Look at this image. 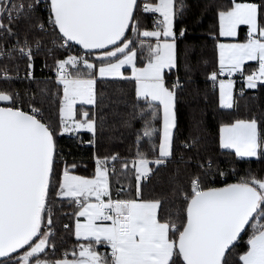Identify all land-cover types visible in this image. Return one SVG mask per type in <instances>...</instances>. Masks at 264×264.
Segmentation results:
<instances>
[{"label":"snow or ice","instance_id":"snow-or-ice-1","mask_svg":"<svg viewBox=\"0 0 264 264\" xmlns=\"http://www.w3.org/2000/svg\"><path fill=\"white\" fill-rule=\"evenodd\" d=\"M186 8L0 0V264H264V171L219 162H264V107L241 114L239 103L247 90L264 94V0H209L212 56L196 61L179 49ZM37 60L52 77L37 78ZM201 74L216 133L197 123L184 137L179 106ZM22 79L35 90L18 89ZM110 80L131 85L120 101L130 111L98 89ZM133 120L128 152L100 150L113 122ZM64 137L93 147L91 174L78 173Z\"/></svg>","mask_w":264,"mask_h":264},{"label":"trees","instance_id":"trees-1","mask_svg":"<svg viewBox=\"0 0 264 264\" xmlns=\"http://www.w3.org/2000/svg\"><path fill=\"white\" fill-rule=\"evenodd\" d=\"M187 8L183 17L184 23L179 25L180 27L187 28L186 39L179 43V49L183 53L186 47L192 49L189 58L192 61L199 60L201 57L210 58L212 56L213 41L209 38L208 33L213 24V13L206 9V5L209 0H185ZM149 18L148 23H150ZM243 31L241 35H243ZM51 63V61H49ZM41 60H37V70L35 75L38 79L43 80L44 78H50L51 70L44 69L40 71ZM23 72V71H22ZM180 75L183 76V69H181ZM195 85H189L188 89L183 93L182 103L179 106L178 112V123L180 130L184 137H187L190 133L196 134L200 131L195 125L199 123L202 126L207 127V132L210 135L216 133V98L215 96H209L207 99L203 96V90L208 88L205 84L203 75H197L195 77ZM54 87V85H49ZM16 87L22 92L27 88L31 87L35 90V84H29L23 79L18 81ZM40 87H45L43 83ZM201 90L197 93L196 88ZM238 87V86H237ZM98 89L110 98L113 104L119 107L121 112L126 113L130 111L125 109L123 104L120 103L122 94L121 90L128 92L131 90V85L121 81H108L104 84L98 82ZM238 93V92H237ZM245 99H240V112L244 114L246 112V106L252 108L264 107V94L258 93L256 90H247L245 93ZM140 121L133 120L132 128L123 127L119 122H113L106 130V138L101 146L103 152H121L125 153L131 149L132 141L134 139L132 135L133 129L140 128ZM83 139L87 141L89 134L82 133ZM61 145L67 148H71L75 162L80 165L78 169L79 174L89 175L93 171V154L94 149L92 146L79 144L77 141H73L68 137H64L60 141ZM68 162H72V157H67ZM219 162L221 168L225 170L235 169L236 174L244 175L249 169L255 171H264V162L258 160H236L231 156L220 155ZM86 166V167H85ZM167 174L161 173L160 176L156 177L153 181V185L158 192L164 191L166 188ZM230 182L235 180V175L229 177ZM64 243L67 246H71L75 243V238L70 234H64ZM246 239V238H245ZM59 244L60 241L58 240ZM104 248H101L103 252Z\"/></svg>","mask_w":264,"mask_h":264},{"label":"built area","instance_id":"built-area-1","mask_svg":"<svg viewBox=\"0 0 264 264\" xmlns=\"http://www.w3.org/2000/svg\"><path fill=\"white\" fill-rule=\"evenodd\" d=\"M52 75H53V72L51 71V75H50V77H52ZM21 76H23V72L21 71ZM237 92L239 91V88L241 87V84H240V82L239 81H237Z\"/></svg>","mask_w":264,"mask_h":264},{"label":"crops","instance_id":"crops-1","mask_svg":"<svg viewBox=\"0 0 264 264\" xmlns=\"http://www.w3.org/2000/svg\"><path fill=\"white\" fill-rule=\"evenodd\" d=\"M104 251H106V250H104Z\"/></svg>","mask_w":264,"mask_h":264}]
</instances>
